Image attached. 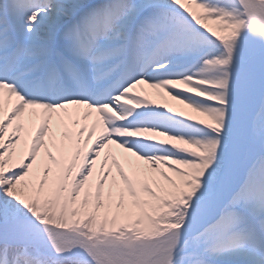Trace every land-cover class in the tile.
I'll return each mask as SVG.
<instances>
[{
  "label": "snow or ice",
  "instance_id": "obj_1",
  "mask_svg": "<svg viewBox=\"0 0 264 264\" xmlns=\"http://www.w3.org/2000/svg\"><path fill=\"white\" fill-rule=\"evenodd\" d=\"M0 264H264V0H0Z\"/></svg>",
  "mask_w": 264,
  "mask_h": 264
}]
</instances>
